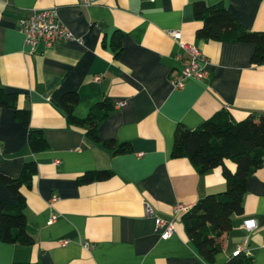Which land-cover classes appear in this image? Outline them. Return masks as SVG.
Returning a JSON list of instances; mask_svg holds the SVG:
<instances>
[{
    "label": "crops",
    "instance_id": "1",
    "mask_svg": "<svg viewBox=\"0 0 264 264\" xmlns=\"http://www.w3.org/2000/svg\"><path fill=\"white\" fill-rule=\"evenodd\" d=\"M197 0H0V85L17 93L16 106L29 110L28 125L17 122L14 109L0 106V172L17 176L26 159L36 171L22 186L26 229L32 244L0 240V264H204L173 211L225 188L221 165L199 173L184 156L172 151L175 127L194 128L225 108L236 121L264 113V63L253 64L254 46L242 41L205 40L195 35L200 21L193 14ZM221 2L248 30H264V0H202ZM55 6L60 22L80 42L39 43L34 52L23 43L18 22L30 8ZM205 54L208 74L176 88L169 74L180 68L176 54L187 52L167 30ZM120 37L117 55L111 45ZM100 75L99 79L94 76ZM79 95L74 112L85 116L103 98L113 106L98 126V140L82 126L71 124L57 107L63 92ZM39 128L47 147H28L29 129ZM129 142L132 151L113 154L101 143ZM249 175L243 213L232 216L221 236L222 249L213 263L223 264L237 245L253 264H264V161ZM233 170L234 163L225 160ZM110 170L104 180L77 183L87 171ZM58 199L49 206L50 196ZM0 184V199L11 201ZM148 203L162 218L173 221V232L161 237ZM57 218L49 221L51 212ZM257 226L247 231L243 218ZM67 239L66 244L61 240ZM84 241L91 245L82 246Z\"/></svg>",
    "mask_w": 264,
    "mask_h": 264
},
{
    "label": "trees",
    "instance_id": "2",
    "mask_svg": "<svg viewBox=\"0 0 264 264\" xmlns=\"http://www.w3.org/2000/svg\"><path fill=\"white\" fill-rule=\"evenodd\" d=\"M193 14L200 23L195 35L205 40L242 41L253 44L251 62L264 63V30H248L227 11L221 2L207 4L202 0L192 4ZM114 54L121 51V41L117 34L111 40ZM17 93L8 91L0 85V106L14 109L17 122L28 125L29 110L16 106ZM79 95L74 90L62 93L57 107L65 114L71 124L82 126L87 135L97 141L98 126L112 110V102L108 98L91 105L85 116L74 112ZM172 139L174 157H187L199 173L221 165L225 188L219 192L208 193L197 199L183 213L181 221L189 242L197 254L206 262L213 263L214 255L222 249L221 236L232 226V216L243 213V195L246 181L264 161V113L251 114L234 121L225 108L217 110L194 128L183 125L175 127ZM41 129H29L27 134L28 147L39 151L47 146ZM114 139L102 141L105 148L113 154L129 153L132 147L129 142L114 143ZM234 163L231 170L223 163L225 160ZM36 171L33 159H26L19 175L10 176L0 172V184L4 185L11 201L0 199V240L8 243L30 245L34 239L26 229L24 213L25 198L22 186H30ZM110 170L87 171L77 178V183L93 180H104L111 175ZM13 264H40L38 262H14ZM223 264H253L246 254L232 255Z\"/></svg>",
    "mask_w": 264,
    "mask_h": 264
},
{
    "label": "built area",
    "instance_id": "3",
    "mask_svg": "<svg viewBox=\"0 0 264 264\" xmlns=\"http://www.w3.org/2000/svg\"><path fill=\"white\" fill-rule=\"evenodd\" d=\"M79 4L94 3L97 0H78ZM58 17L57 8L55 6L44 8H30L28 12L20 18L18 22V29L23 34V44L28 46L30 52H34L39 43L44 46H51L60 42H69L76 40L80 42L81 39L75 36L68 28L63 25ZM167 34L170 35L181 47L187 52L186 56L176 54V58L179 61L180 68L176 73L169 74V81L176 87H182L186 80H201L208 74L205 54L195 44L186 43L181 40V32L175 29L167 30ZM100 75L94 76V79H99ZM125 103V100H115L111 105L121 106ZM49 206H52V202L58 199V196H50ZM145 212L147 215L154 218V228L157 231L161 229V237L167 238L174 229L173 221L171 219L162 218L157 215L152 207L148 203L144 204ZM188 207L181 203H176L173 206L174 212L180 210H186ZM57 218L56 212L52 211L49 217V221H53ZM257 226V221L254 217H246L242 219L241 226L247 231H252ZM264 239V238H262ZM67 239L61 240V244H66ZM264 243V241H262ZM88 241H84L82 246L85 248L90 247ZM243 251L242 245H237L235 250L231 253L237 255ZM208 264V263H204Z\"/></svg>",
    "mask_w": 264,
    "mask_h": 264
}]
</instances>
